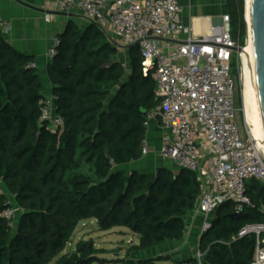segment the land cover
<instances>
[{
  "label": "trees",
  "instance_id": "1",
  "mask_svg": "<svg viewBox=\"0 0 264 264\" xmlns=\"http://www.w3.org/2000/svg\"><path fill=\"white\" fill-rule=\"evenodd\" d=\"M227 3L233 38L245 46V0ZM100 34L96 24L60 34L49 76L64 127L51 130L42 119L45 96L33 58L17 50L0 27V178L23 208L15 228L2 215L12 203L0 184V264H51L56 258L54 264L94 263L100 249L88 250L84 242L62 254L86 219L104 231L129 228L140 235L141 249L185 236L201 193L196 175L163 166L150 181L145 173L119 169L143 158L146 122L160 99L153 73L142 72L139 47L129 49L126 69L113 60V43L96 45ZM231 70L237 78L236 57ZM237 102L242 105L240 96ZM247 187L255 205L248 218H232V202L218 208L200 240L202 264H253L255 238L238 234L248 223L264 222V184L252 180ZM187 263L198 264L195 257Z\"/></svg>",
  "mask_w": 264,
  "mask_h": 264
},
{
  "label": "built area",
  "instance_id": "2",
  "mask_svg": "<svg viewBox=\"0 0 264 264\" xmlns=\"http://www.w3.org/2000/svg\"><path fill=\"white\" fill-rule=\"evenodd\" d=\"M47 9V20L52 12L78 13L118 44L138 43L142 72L153 73L160 99L146 122L147 126L153 120L162 122L159 155L177 169L194 173L200 184L195 207L203 217L199 242L223 204L232 202L238 214L255 206L247 184L252 180L264 184V147L249 131L247 137L241 135L237 83L231 70L233 57L242 61L244 54L235 48L249 44L247 18L248 40L241 46L233 38L229 13L221 17V24L198 35L184 23L179 0H49ZM0 27L7 28L1 19ZM61 45L56 35L46 53L50 60L59 55ZM42 119L51 130L64 127L54 96L45 98ZM142 152L150 153L147 139ZM261 210L264 213V205ZM18 211L11 205L2 215L13 225ZM246 236L256 241L253 264H264V222L246 224L238 237Z\"/></svg>",
  "mask_w": 264,
  "mask_h": 264
},
{
  "label": "crops",
  "instance_id": "3",
  "mask_svg": "<svg viewBox=\"0 0 264 264\" xmlns=\"http://www.w3.org/2000/svg\"><path fill=\"white\" fill-rule=\"evenodd\" d=\"M227 1L179 0L183 11V21L192 26L198 35L206 33L212 26L221 24V17L229 13ZM48 2L49 0H0V19L7 24V28H1L6 39L17 50L31 56L32 62H36L45 98L54 96V85L49 76V66L53 60H50L46 54L53 38L64 33L69 27L84 31L94 24L78 13L67 16L60 14L62 12H52V19L47 20L45 15L49 12ZM157 122L159 125L153 120L147 126V140L150 145V153L147 156L151 155L153 150L159 153L161 147L162 122L159 119ZM140 160L121 165L119 169L127 172L125 166H131L128 174L139 171ZM0 184L4 185L1 178ZM202 221L203 217L197 214L195 208L189 213L186 231L188 227H192L193 232L198 233Z\"/></svg>",
  "mask_w": 264,
  "mask_h": 264
},
{
  "label": "rangeland",
  "instance_id": "4",
  "mask_svg": "<svg viewBox=\"0 0 264 264\" xmlns=\"http://www.w3.org/2000/svg\"><path fill=\"white\" fill-rule=\"evenodd\" d=\"M247 1L245 0V18ZM247 23V21H246ZM248 40V27H247V38ZM110 42L111 38L107 32L103 31V34L99 35V39L96 45L100 43ZM117 53L113 55V60L120 61L126 69L131 68V54L130 50L122 49L116 46ZM240 64V74L236 79L238 94L237 98L242 101V105L239 106V126L240 132L243 137H247L249 126L246 124V115L244 112V100H243V79H242V61H238ZM155 122L158 124L155 120ZM159 125V124H158ZM139 172L148 175L150 181H153L160 167H167L168 169L177 171V168L170 161L164 160L160 157L157 150H153L152 154L144 157L138 162ZM128 172L131 171V166H125ZM86 169V168H85ZM3 193H5L12 203V205L19 208V211L14 219V227L16 228L23 208L18 204L16 196L5 186H2ZM13 229V232L15 230ZM185 236L180 241H167L164 244L154 246L149 249H141L140 235L134 233L129 228L115 227L110 230H101L98 227V223L95 219H86L79 222L76 229L73 232L69 244L66 246L62 254L72 253L76 251V246L79 242H84L88 250L93 248L100 249V252L96 254V261L92 264H189L190 258L195 257L198 264H202L205 252L200 248L198 233H194L192 227H188ZM199 252L202 257L199 259ZM94 260L95 258H90ZM57 258L51 263L54 264Z\"/></svg>",
  "mask_w": 264,
  "mask_h": 264
},
{
  "label": "water",
  "instance_id": "5",
  "mask_svg": "<svg viewBox=\"0 0 264 264\" xmlns=\"http://www.w3.org/2000/svg\"><path fill=\"white\" fill-rule=\"evenodd\" d=\"M60 14L67 16L75 15L74 13H64V12ZM250 16H251L250 17L251 21L249 23V28H250V38L252 39L253 53H254L256 94H257V101L259 105L260 117H261L263 134H264V0L250 1ZM111 41L115 46L128 50L138 45V43L129 46L120 45L117 42L113 41L112 38ZM173 42L181 43L180 41H175V40ZM235 51L242 52L244 51V49L242 47L235 48ZM111 65L112 63H108L107 65H104L103 68L110 67ZM123 196L124 195H121L119 197V199L116 202V205H118L121 202ZM248 216L249 215L247 213L244 214L234 213L233 215H231L232 218H244V219L248 218Z\"/></svg>",
  "mask_w": 264,
  "mask_h": 264
},
{
  "label": "bare ground",
  "instance_id": "6",
  "mask_svg": "<svg viewBox=\"0 0 264 264\" xmlns=\"http://www.w3.org/2000/svg\"><path fill=\"white\" fill-rule=\"evenodd\" d=\"M247 1V20L250 23V1ZM242 79H243V100L244 112L246 115V124L249 126V133L258 140L264 147V134L260 117L259 105L256 94V81L254 71V53L252 39L250 38L248 46L244 49L242 59Z\"/></svg>",
  "mask_w": 264,
  "mask_h": 264
}]
</instances>
